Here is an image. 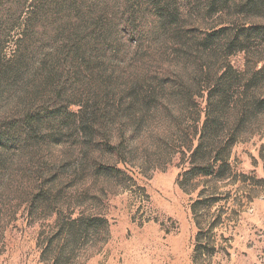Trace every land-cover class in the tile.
Instances as JSON below:
<instances>
[{
    "label": "rangeland",
    "instance_id": "rangeland-1",
    "mask_svg": "<svg viewBox=\"0 0 264 264\" xmlns=\"http://www.w3.org/2000/svg\"><path fill=\"white\" fill-rule=\"evenodd\" d=\"M210 1L0 0V264H264V122L230 178L179 186L226 67L200 40L264 26ZM81 216L98 230L76 257L44 252Z\"/></svg>",
    "mask_w": 264,
    "mask_h": 264
},
{
    "label": "trees",
    "instance_id": "trees-1",
    "mask_svg": "<svg viewBox=\"0 0 264 264\" xmlns=\"http://www.w3.org/2000/svg\"><path fill=\"white\" fill-rule=\"evenodd\" d=\"M233 2L243 13H264V0H211L210 9L212 12H224ZM199 47L210 52H221L222 56L218 55L215 62L225 60L226 67L219 66L221 76L217 80L212 81L208 75L205 82L209 86L208 97L205 99L206 107L198 113V123L202 116L204 120L194 133L196 145L183 152L187 167L180 175L179 186L185 191L201 178H230L231 149L245 134L254 131L259 121L264 122V26H242L239 29L222 27L205 34ZM239 52L244 53L246 58L242 69L227 63L230 57ZM113 149L120 150L118 146ZM96 221L81 216L62 222L53 236L47 239L44 252H55V240L59 237L64 246L56 261L76 257L75 246L86 237L96 235ZM69 247L71 253L67 254L66 248Z\"/></svg>",
    "mask_w": 264,
    "mask_h": 264
}]
</instances>
